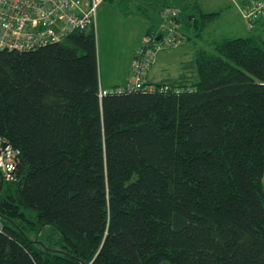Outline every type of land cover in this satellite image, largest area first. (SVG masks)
<instances>
[{"label": "trees", "instance_id": "16d2710c", "mask_svg": "<svg viewBox=\"0 0 264 264\" xmlns=\"http://www.w3.org/2000/svg\"><path fill=\"white\" fill-rule=\"evenodd\" d=\"M195 8L203 30L218 16ZM253 24L147 77L153 91L102 98L95 25L0 50V136L20 152L0 264H264V17Z\"/></svg>", "mask_w": 264, "mask_h": 264}, {"label": "built area", "instance_id": "2783aa9c", "mask_svg": "<svg viewBox=\"0 0 264 264\" xmlns=\"http://www.w3.org/2000/svg\"><path fill=\"white\" fill-rule=\"evenodd\" d=\"M105 0H0V50L29 51L61 42L71 34H82L94 27L99 6ZM248 29L256 20L264 17V0L252 1L241 12ZM160 29L144 37L137 47L130 64L129 79L123 86L99 89V97L107 94H124L137 91H153L146 85L148 71L158 51L183 43L184 36L174 22L175 11L161 13ZM20 152L0 136V173L3 181H13ZM264 158V154H263ZM264 190V174L261 178ZM0 218V234L3 233Z\"/></svg>", "mask_w": 264, "mask_h": 264}, {"label": "rangeland", "instance_id": "374dc122", "mask_svg": "<svg viewBox=\"0 0 264 264\" xmlns=\"http://www.w3.org/2000/svg\"><path fill=\"white\" fill-rule=\"evenodd\" d=\"M239 0H130L127 1V14L122 0H107L98 9L95 20V38L97 67L99 75L104 78L110 73L109 70L117 67L121 70L131 49L137 48L144 41L146 28L160 29L166 23L158 13L161 7L163 11H175L179 17L177 29L187 39L183 44L176 47L160 50L155 55V61L167 66L169 74L176 73L179 63L185 59V55L194 49L202 47L212 51L210 45L214 40L221 38H239L250 35L245 22L241 17ZM152 3L155 10L144 17L134 3ZM196 5L203 13H218V16L201 29V18L195 13ZM198 20H196V19ZM190 22L186 26L185 22ZM203 30V31H202ZM99 41V48H98ZM52 44V43H51ZM100 59V64H99ZM167 61V64H164ZM174 71V72H173ZM120 73V72H116ZM264 174V173H263ZM162 264H166L163 262Z\"/></svg>", "mask_w": 264, "mask_h": 264}, {"label": "crops", "instance_id": "0c3cea01", "mask_svg": "<svg viewBox=\"0 0 264 264\" xmlns=\"http://www.w3.org/2000/svg\"><path fill=\"white\" fill-rule=\"evenodd\" d=\"M239 3V7H242V0H239L238 1ZM147 4V3H145ZM103 4H101L99 6V8L102 6ZM148 5H154L152 3H148ZM98 8V9H99ZM202 10V9H201ZM240 14H241V11H240ZM242 17V15H241ZM98 48H99V41H98ZM202 48V47H200ZM195 49V48H194ZM194 49H192L188 55H190ZM136 48L133 50L131 49L130 53L128 54L126 60H125V64H123L121 70H119L117 67H113L111 68V70H109V74L107 75L106 78L103 77V75H99V83H100V86L101 88L103 89H110V88H115V87H119V86H123L126 84L127 80L129 79V70H130V63L132 61V58H133V55H134V52H135ZM188 55H185V59L182 60L179 65H178V68L176 70V72H179V68H180V64L186 60V58L188 57ZM99 64H100V59H99ZM160 65V61L157 60L153 62V64L151 65L149 71H148V79L151 81V82H159L162 80L163 76L165 74H167V72H172L170 71V69L167 67L169 65H161L160 67H156V65ZM164 64H167V61H164ZM158 65V66H159ZM99 72V71H98ZM116 72H120V73H116ZM174 72V71H173ZM176 73H174L175 75Z\"/></svg>", "mask_w": 264, "mask_h": 264}, {"label": "water", "instance_id": "95a60500", "mask_svg": "<svg viewBox=\"0 0 264 264\" xmlns=\"http://www.w3.org/2000/svg\"><path fill=\"white\" fill-rule=\"evenodd\" d=\"M2 184H3V179H2V177H0V191H1V188H2Z\"/></svg>", "mask_w": 264, "mask_h": 264}]
</instances>
